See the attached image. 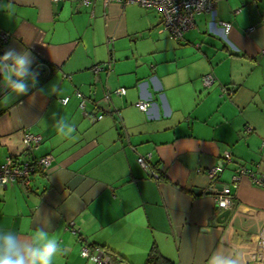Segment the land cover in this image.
Returning <instances> with one entry per match:
<instances>
[{
	"label": "crops",
	"instance_id": "obj_1",
	"mask_svg": "<svg viewBox=\"0 0 264 264\" xmlns=\"http://www.w3.org/2000/svg\"><path fill=\"white\" fill-rule=\"evenodd\" d=\"M11 3L13 14L0 9L8 33L0 56L28 50L39 75L28 95L0 98V162L29 157L26 130L42 138L35 156L52 161L28 187H0V230L31 235L43 214L51 217L50 235L64 249L55 264H93L80 254L82 239L103 247L112 264H145L152 250L172 264L216 256L264 264V186L249 176L231 184L239 166L264 177V0H219L215 15L197 14L180 41L158 11L137 4ZM218 21L230 23L227 33ZM120 87L125 93L115 94ZM143 99L147 111L137 105ZM61 117L75 127L72 138L58 135ZM225 153L232 160L217 184L230 185L234 204L217 221L224 210L206 169Z\"/></svg>",
	"mask_w": 264,
	"mask_h": 264
},
{
	"label": "built area",
	"instance_id": "obj_2",
	"mask_svg": "<svg viewBox=\"0 0 264 264\" xmlns=\"http://www.w3.org/2000/svg\"><path fill=\"white\" fill-rule=\"evenodd\" d=\"M55 2L60 0H54ZM80 3L88 5L92 0H78ZM113 0H104L108 3ZM121 5L137 4L144 8L154 9L161 15V23L163 29L167 32L170 39L180 41L183 39L184 34L192 29L195 25V16L200 13H207L212 16L216 13V3L219 0H114ZM258 2L260 0H254ZM224 33L230 29V23L225 21H218ZM251 29V28H250ZM8 33L0 31L1 41H5ZM105 63L94 66V72L105 67ZM110 65V62L107 63ZM213 78L210 74L205 77L206 84H210ZM223 93H229L230 89L223 87ZM7 92L0 84V98ZM114 93L121 95L125 93V88L120 87L114 90ZM75 96L79 99V107L86 114L85 104L86 100L83 95L76 91ZM109 93H105L104 98H109ZM69 97L66 96L61 99L63 104H66ZM139 109L147 111L150 103L148 99L139 100L137 103ZM95 118H102L98 115ZM41 136L30 132L28 130L23 132L22 143L24 151L29 155L26 160L20 161L14 156H7L0 162V187H7L12 185H19L21 187H28L32 176L37 171H44L49 167L52 157L51 155L35 156L41 143ZM232 160L229 153H225L223 160L206 169V174L209 180L210 189L214 194L216 206L222 210L230 209L234 204V196L229 184H222L216 186L217 178L223 170V165ZM138 162L143 167L147 168V160L145 156H140ZM243 176H249L255 184L264 186V177H257L255 174L244 166H239L232 176L231 184L236 186ZM70 229L73 233L79 230L73 227V222L69 223ZM81 238V237H80ZM80 254L90 260L93 264H112L110 256L105 252L103 247L99 245H91L86 239H82L80 247Z\"/></svg>",
	"mask_w": 264,
	"mask_h": 264
},
{
	"label": "clouds",
	"instance_id": "obj_3",
	"mask_svg": "<svg viewBox=\"0 0 264 264\" xmlns=\"http://www.w3.org/2000/svg\"><path fill=\"white\" fill-rule=\"evenodd\" d=\"M0 9L9 15L15 9L11 0L0 3ZM34 57L28 50L9 49L0 56V84L15 96L28 95L38 83V71L32 68ZM53 86L51 91L54 92ZM30 100L34 97H29ZM55 128L61 137L72 138L75 127L63 117L56 120ZM42 215V214H41ZM40 226L31 235H21L10 230H0V264H55L57 256L64 254L59 241L50 235L54 227L51 217L43 214ZM210 264H235V261L213 257Z\"/></svg>",
	"mask_w": 264,
	"mask_h": 264
},
{
	"label": "trees",
	"instance_id": "obj_4",
	"mask_svg": "<svg viewBox=\"0 0 264 264\" xmlns=\"http://www.w3.org/2000/svg\"><path fill=\"white\" fill-rule=\"evenodd\" d=\"M152 172L156 173L158 178L161 177V174H159L155 166L152 167ZM145 264H172V262L169 259L161 256L157 251L152 250L148 254Z\"/></svg>",
	"mask_w": 264,
	"mask_h": 264
},
{
	"label": "water",
	"instance_id": "obj_5",
	"mask_svg": "<svg viewBox=\"0 0 264 264\" xmlns=\"http://www.w3.org/2000/svg\"><path fill=\"white\" fill-rule=\"evenodd\" d=\"M230 212V209H225L218 217L217 221H225V219L227 218L228 214Z\"/></svg>",
	"mask_w": 264,
	"mask_h": 264
},
{
	"label": "bare ground",
	"instance_id": "obj_6",
	"mask_svg": "<svg viewBox=\"0 0 264 264\" xmlns=\"http://www.w3.org/2000/svg\"><path fill=\"white\" fill-rule=\"evenodd\" d=\"M216 186H217V187H219V185H218V184H216ZM211 191H212V190H211Z\"/></svg>",
	"mask_w": 264,
	"mask_h": 264
},
{
	"label": "rangeland",
	"instance_id": "obj_7",
	"mask_svg": "<svg viewBox=\"0 0 264 264\" xmlns=\"http://www.w3.org/2000/svg\"><path fill=\"white\" fill-rule=\"evenodd\" d=\"M156 174V173H155Z\"/></svg>",
	"mask_w": 264,
	"mask_h": 264
}]
</instances>
